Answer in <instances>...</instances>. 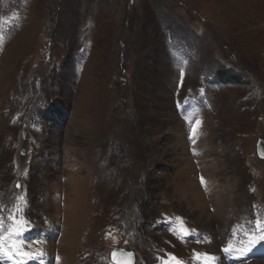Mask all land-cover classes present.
Here are the masks:
<instances>
[{
    "label": "rangeland",
    "instance_id": "obj_1",
    "mask_svg": "<svg viewBox=\"0 0 264 264\" xmlns=\"http://www.w3.org/2000/svg\"><path fill=\"white\" fill-rule=\"evenodd\" d=\"M227 67L243 81L214 80ZM46 99L62 110L35 122ZM261 137L264 0H0V235L34 257L0 264H114L117 247L195 264L203 241L210 264H264V241L223 251L264 223ZM163 215L190 234L152 228Z\"/></svg>",
    "mask_w": 264,
    "mask_h": 264
},
{
    "label": "snow or ice",
    "instance_id": "obj_2",
    "mask_svg": "<svg viewBox=\"0 0 264 264\" xmlns=\"http://www.w3.org/2000/svg\"><path fill=\"white\" fill-rule=\"evenodd\" d=\"M197 123H199L197 121ZM193 134H195V128L193 129ZM201 182L203 183V178H201ZM20 185L17 184V188H19ZM18 199L23 200V197H19ZM9 218L12 220L13 225H18L20 224V221L17 220V218L12 215L10 213ZM179 219V218H178ZM27 222H23V225H21L20 227H16L15 231H13L11 228L9 229V239L14 238L15 236H18L20 234L21 231H23V226L26 225ZM3 228V221L0 220V229ZM181 232L183 233V235L187 236L190 234L189 230L185 229V228H181ZM257 232L259 233V235H256V233L254 232L252 235L254 238L249 239V242L247 244V246L241 248V249H233L231 244L229 245V247H226L225 249H223L224 252L229 253V252H235V254H237L238 256H245L247 255V252L251 250V248L255 247L256 244L260 243L261 241H264V223H261L260 221H257ZM119 251V250H117ZM0 253H5L6 255L9 256V258H12L14 255H20L23 257H27L28 259H32L34 257H32L28 252H20L15 245H10L7 247H5V237L3 235H0ZM123 255V253H121ZM42 255V254H41ZM116 255V252L113 253V256ZM126 255L131 256V253H127ZM194 256L196 257L197 260L203 259L204 264H210L211 261H213L215 258L214 257H210L207 256V254H199V253H194ZM163 264H170V261H164ZM171 264H183L182 261H180L178 258H176L175 256H171Z\"/></svg>",
    "mask_w": 264,
    "mask_h": 264
},
{
    "label": "trees",
    "instance_id": "obj_3",
    "mask_svg": "<svg viewBox=\"0 0 264 264\" xmlns=\"http://www.w3.org/2000/svg\"><path fill=\"white\" fill-rule=\"evenodd\" d=\"M26 1V0H25ZM20 12V13H19ZM11 14V15H10ZM22 12L17 8L16 9V13L14 14L13 11L9 12L8 14H6L4 17L6 19V17H8V20H10V24L8 23V26H18L20 21L19 20H23V17H21ZM62 70L59 71V73H61ZM216 77L224 82H238V81H243V79L240 78V75L238 73H235L227 68H219L216 71ZM43 90V88H42ZM39 89L34 90V93L38 94ZM42 94V93H41ZM45 104H48V99L45 100ZM40 105H42V102L39 103L38 108L41 107ZM37 108V109H38ZM61 107L54 105V106H49L48 104V108L44 111L45 113V119L51 120V118H53V116H57L58 114L61 112ZM144 215V214H143ZM160 220L161 221H166L170 224V226L172 227V229L174 230H181V228H185L188 229L189 223L187 221H182L180 220V218L178 219L175 215H163L160 216ZM171 241L173 240V237L169 238ZM202 250L201 252H203V254H207V256L211 255V251H210V247H206L204 245H202ZM157 253H162V251L157 252ZM162 258V256L160 257ZM176 258H180V254L177 253L176 254ZM167 261H169V259L167 258ZM180 261L184 263H189V261L187 262L184 258H180ZM171 262V261H170ZM148 263V262H147Z\"/></svg>",
    "mask_w": 264,
    "mask_h": 264
},
{
    "label": "water",
    "instance_id": "obj_4",
    "mask_svg": "<svg viewBox=\"0 0 264 264\" xmlns=\"http://www.w3.org/2000/svg\"><path fill=\"white\" fill-rule=\"evenodd\" d=\"M258 155L260 157H264V138L261 137L258 142ZM119 250V251H117ZM116 252V255L113 256V253ZM123 253V255L121 254ZM127 253H131V256L126 255ZM111 259L116 264H134L135 263V255L132 251H126L121 248H116L111 253Z\"/></svg>",
    "mask_w": 264,
    "mask_h": 264
}]
</instances>
